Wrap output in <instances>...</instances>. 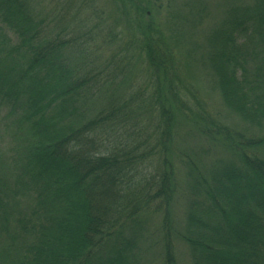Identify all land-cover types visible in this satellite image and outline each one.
Masks as SVG:
<instances>
[{
	"label": "trees",
	"instance_id": "obj_1",
	"mask_svg": "<svg viewBox=\"0 0 264 264\" xmlns=\"http://www.w3.org/2000/svg\"><path fill=\"white\" fill-rule=\"evenodd\" d=\"M173 4L0 0V106L22 136L0 163V264H138L149 212L169 235L182 162L190 264H264V0ZM193 138L224 156L204 168Z\"/></svg>",
	"mask_w": 264,
	"mask_h": 264
},
{
	"label": "rangeland",
	"instance_id": "obj_2",
	"mask_svg": "<svg viewBox=\"0 0 264 264\" xmlns=\"http://www.w3.org/2000/svg\"><path fill=\"white\" fill-rule=\"evenodd\" d=\"M187 0H174L173 6H175L178 11H183L186 13V10H182L181 6ZM189 1V0H188ZM207 3V5L211 8L212 11L217 12L216 3L220 0H202ZM174 7V8H175ZM172 9L173 10L175 9ZM172 22V21H171ZM174 23H177L174 22ZM179 26V24H178ZM203 83L199 84V88L204 90ZM206 95L204 98H201L204 102L205 108L209 109V111L217 114L218 112L223 114L224 118L226 117L227 122L232 124H240L241 122L237 117L231 116L226 109H224L221 105L220 98H218L217 94L212 92H208L206 90ZM7 106H0V163L4 166L9 167L11 163H14L16 160V156L19 152L18 148V139H21L17 135V130L15 131L14 127V118L15 116L8 117L7 116ZM223 116L219 117L223 119ZM242 123V122H241ZM252 128V129H251ZM255 127L246 128L244 126L245 134L249 136L252 132L257 133ZM249 129V130H248ZM11 131H15V134L12 136ZM20 134V133H19ZM264 135V130L261 133ZM260 135V134H259ZM258 136V135H256ZM17 142V143H16ZM17 144V148H15ZM21 148V147H20ZM187 154L189 156H193V159L200 160L201 164L205 166L204 168L210 167L212 162H216L215 160L222 158L224 153L217 151L210 147L206 142L202 143V141L198 138H193L186 148ZM197 163V161H196ZM181 164V165H180ZM176 164L177 172L174 175V179L176 181L177 190L179 191L178 195L175 190V194L172 197L170 202V232L168 234H164V228H162V217L159 213L149 212L148 217L141 224L140 233L137 237L136 244L137 247L134 251V254L138 256V264H162L163 262V244L167 241L170 246V251L172 256L176 261V264H190L189 261V252L187 245L177 236V233L181 232L183 221H184V210L187 205V182L185 174L183 172L185 170L184 162ZM198 164V163H197ZM209 169V168H208ZM10 173V172H9ZM8 173V174H9ZM7 175V172L6 174ZM7 182L9 186H13L14 177L9 178L7 176ZM33 193L29 192L26 195V201L22 199V203H19L15 206L24 208L25 202L27 204H31L30 198ZM180 195V196H179ZM168 206V208H169ZM129 226H127L128 228ZM5 235V234H4ZM133 262V261H132ZM131 262V263H132ZM135 262V261H134ZM137 263V262H135Z\"/></svg>",
	"mask_w": 264,
	"mask_h": 264
}]
</instances>
